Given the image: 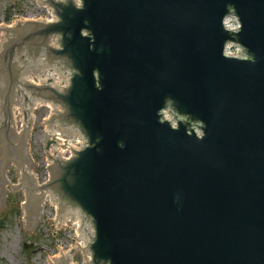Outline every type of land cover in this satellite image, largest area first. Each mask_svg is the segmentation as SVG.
I'll return each instance as SVG.
<instances>
[{
  "label": "water",
  "instance_id": "obj_1",
  "mask_svg": "<svg viewBox=\"0 0 264 264\" xmlns=\"http://www.w3.org/2000/svg\"><path fill=\"white\" fill-rule=\"evenodd\" d=\"M45 2L56 22L0 28V210L15 166L23 235L39 209L49 218L35 192L48 189L60 213L80 216L89 264H264V0ZM228 43L239 46L229 55ZM41 55L57 70L43 71L50 85L19 74L22 90L18 68ZM28 92L62 108H51L52 141L70 129L85 139L41 186L30 142L7 124L18 113L31 123Z\"/></svg>",
  "mask_w": 264,
  "mask_h": 264
},
{
  "label": "rangeland",
  "instance_id": "obj_2",
  "mask_svg": "<svg viewBox=\"0 0 264 264\" xmlns=\"http://www.w3.org/2000/svg\"><path fill=\"white\" fill-rule=\"evenodd\" d=\"M45 8L35 6V0H0V28H15V22H29L30 19L47 16ZM27 20H24V19ZM50 110L44 104L34 111V126L31 131L29 157L34 159V170L39 181H45L46 168L41 130L46 126L44 118ZM5 176L13 186L7 185L4 193L5 211L0 210V264H47L49 257L61 256L70 246L73 226L51 234L46 212L36 215L31 235H23L21 204H26L21 189L16 186L15 166L5 169ZM62 249V251H61Z\"/></svg>",
  "mask_w": 264,
  "mask_h": 264
},
{
  "label": "bare ground",
  "instance_id": "obj_3",
  "mask_svg": "<svg viewBox=\"0 0 264 264\" xmlns=\"http://www.w3.org/2000/svg\"><path fill=\"white\" fill-rule=\"evenodd\" d=\"M48 19V18H47ZM36 20V19H35ZM49 20V19H48ZM45 20H42V22H44ZM1 28H7V26L5 27H1ZM43 102L44 101H41V100H37V99H31V107H34L33 108V110H35L36 109V107L37 106H39V105H41V104H43ZM44 104L45 105H47V106H49L50 105V103H48V102H44ZM52 106V105H51ZM47 122H49V120L48 121H46V123ZM28 159H30V157H29V155H28ZM5 181H8L7 179H6V176H5ZM7 185H10V186H13L10 182L7 184ZM6 192V187L4 188V193ZM23 220H24V216H23ZM24 222H25V220H24ZM74 223H76V224H78V225H80V221H79V219H77V218H75L74 219ZM65 252H63L62 254H61V256L64 254ZM60 256V257H61ZM60 257H58V256H55L54 258L53 257H49V261H52V260H58Z\"/></svg>",
  "mask_w": 264,
  "mask_h": 264
}]
</instances>
